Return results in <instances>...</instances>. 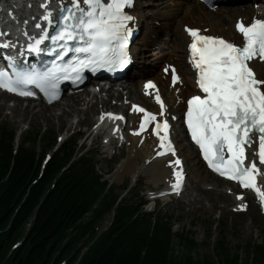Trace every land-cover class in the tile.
I'll return each instance as SVG.
<instances>
[{"label": "snow or ice", "instance_id": "obj_1", "mask_svg": "<svg viewBox=\"0 0 264 264\" xmlns=\"http://www.w3.org/2000/svg\"><path fill=\"white\" fill-rule=\"evenodd\" d=\"M82 3L87 7H81V0H72L71 7L62 9L64 14L54 35L42 29V34L28 44L29 51L40 53L45 50L41 44L51 40L55 47L50 51L58 48V58L74 51L76 55L72 60L67 64H54L43 72L35 65L14 67V75L6 79H2L5 73L0 72V87L22 95H35L22 91L27 85H35L48 96L55 92L60 80L81 79L86 68L93 71L98 68L122 69L130 63L127 50L129 24L134 17L125 9L133 5V0H82ZM42 19L49 25L54 22L50 12ZM36 26L40 27L39 24ZM236 29L242 34V44L201 34L200 29L186 28L193 38L189 45V61L196 70V84L200 90V94L187 100L186 125L208 166L221 176L238 181L242 187L254 190L264 203V189L258 184L261 169L256 163L258 157L260 165H264V79L258 78L250 66L255 59L264 62V19L254 17L251 23L245 24L241 18ZM68 42L78 43L72 49ZM179 79L173 68V83ZM149 88L156 89L151 80L145 84V89ZM155 99L160 104L159 115L163 117L166 106L158 90ZM133 109L143 113L139 131L135 134L139 135L155 122L152 131L158 137L161 149L157 155L166 152L175 155L169 121L158 120L156 113L141 106L133 105ZM106 115L123 119L112 113ZM257 141L258 148L250 157L247 149ZM175 164L180 165L181 161L176 159ZM174 175L173 188L177 190L183 173L178 169Z\"/></svg>", "mask_w": 264, "mask_h": 264}, {"label": "trees", "instance_id": "obj_2", "mask_svg": "<svg viewBox=\"0 0 264 264\" xmlns=\"http://www.w3.org/2000/svg\"><path fill=\"white\" fill-rule=\"evenodd\" d=\"M15 135L1 125L0 264H215L214 256L224 264H239L240 253L225 235L214 254H194L200 244L192 233L173 232L171 223L159 219L154 224L152 215L134 216L85 165L74 164L68 151H59L40 176L54 136L39 141L37 134L28 133L15 153ZM110 213L109 228L97 232L95 226ZM251 254L246 264H264L262 246L248 244Z\"/></svg>", "mask_w": 264, "mask_h": 264}, {"label": "bare ground", "instance_id": "obj_3", "mask_svg": "<svg viewBox=\"0 0 264 264\" xmlns=\"http://www.w3.org/2000/svg\"><path fill=\"white\" fill-rule=\"evenodd\" d=\"M148 4L146 1L139 0L136 3V6L134 8V13L139 16L140 21L142 18H149L158 16L160 19L163 21L162 25L159 30H154L153 28L150 27V24L152 23V19L150 24L148 21H146L147 25H143L141 27L142 33H141V38L139 39L138 43L143 42V49H147L149 46H154L156 47V44L154 45L153 40H149V38L152 39V37H158V34L160 33H166L169 34L167 37V44L170 41L171 46L173 50L169 52L168 56L165 57L166 51L162 50L163 47L160 49V56L158 62L154 63L153 67L156 69L159 67V63L164 60V62H167L168 64H174V63H180L184 60L185 56V43L187 41V36L183 32V26L184 23H182L181 28H179V24L181 22H187L188 21H193L199 23V28L202 29H207L208 27L211 28L213 32H216L217 30H220L224 34H229L233 32L231 28V20L234 15H248V14H253L254 9H252L251 6L248 7L245 11H242L241 9H236L235 11H227V12H218V15L216 17H212L210 14L206 12L200 5H197L194 0H182V1H175V0H166L164 2H158L154 4H161L164 7L162 11L156 12L154 9H151L150 12L147 10V14L140 13V7L143 5ZM28 9L33 13V15H39L40 14V9L36 4H31V6H27ZM197 9V10H196ZM173 11V14H170V12ZM22 12V11H21ZM19 14V13H18ZM179 17H178V16ZM177 16V17H176ZM32 16L28 17V20H31ZM141 23H145V21H142ZM35 28V26H33ZM170 30H171V37H170ZM141 45V44H140ZM136 47V45H134ZM159 48V45L158 47ZM143 56V53H142ZM142 56L140 59H142ZM148 57V55L143 56V58ZM144 59L139 60L137 67H136V72L134 73L135 77H138V80L135 82H129L128 84L126 83H120V88L115 89L114 87L116 84H111L108 87H104V90L107 92L109 96H116L119 98L123 97V94L125 91L127 92L126 95L131 97H135L136 99H140L142 101H145L144 105L147 104L148 99L142 98V86L144 83V71L142 69V66L144 65L143 63ZM162 67V65H161ZM150 71L153 72V68H149ZM183 74H186L187 78L189 79L187 70L184 68L182 70ZM185 76V77H186ZM156 79L162 78L159 77L158 75L154 76ZM186 89L188 88L182 87L181 91L183 95L186 94ZM97 98L96 101H94L92 104H90V98ZM110 98V97H108ZM10 99H15L16 102L18 103L17 106L11 110L12 114L11 116H16L19 118L21 121L31 118V119H36L37 121L44 122L47 125H51L53 120L57 118L60 122H63L64 124H68L70 118L74 116V114H80L84 113L83 109L80 108L83 104H87V110L95 109L97 107V102L102 101V104H104L105 99L99 97V95H91V93H81L80 95H72L67 97L65 103H59L56 107H48L46 109H41V110H36L35 106H32L31 100H22L19 98H14L11 97L7 94L0 93V107H4L6 105V102ZM88 99V100H87ZM27 101L28 104L24 105V102ZM82 104V105H81ZM106 105L111 104L110 102H105ZM131 102L128 103V106H130ZM56 105V104H55ZM60 110V113L58 111ZM93 117L90 115L88 118L89 123H93ZM133 118L128 122V126H131L133 124ZM145 140L144 142L140 143L139 136L136 135H128V141L130 143V149H129V155L127 160L121 165L120 169L118 170L119 174L121 177H124L128 173H134L137 171H150L152 170L156 176V179L161 180L164 176L169 175V170L166 169L164 166L165 164V159H160V160H154L155 156L152 157V149H151V142L156 140L149 132L144 134ZM179 148H182V152L187 158V163L191 166L192 169L197 170V172L203 174H209L208 176H211L213 179H217L215 176L210 174L206 168L204 167V164L199 161L198 159V153L192 146H184L182 147L179 146ZM142 160V164H139V161ZM154 161V162H153ZM148 164L149 166H146ZM175 167V166H174ZM152 180L154 179L153 177L151 178ZM157 182V181H156ZM158 184V182H157ZM200 194H205L206 197L210 198V195L214 194V192H206L203 188H196ZM200 201V200H199ZM198 201V202H199ZM195 202L197 200L195 199Z\"/></svg>", "mask_w": 264, "mask_h": 264}, {"label": "rangeland", "instance_id": "obj_4", "mask_svg": "<svg viewBox=\"0 0 264 264\" xmlns=\"http://www.w3.org/2000/svg\"><path fill=\"white\" fill-rule=\"evenodd\" d=\"M149 7V6H148ZM158 6H152L149 9H155ZM147 8V6H146ZM157 9V8H156ZM142 10H146L145 7L142 8ZM159 22V21H157ZM188 24V23H186ZM156 27V23H153ZM182 23L179 24V27L181 28ZM147 53H152L145 59L148 60L147 68L150 67L153 68L152 74L147 73L148 76L153 77V74H156L159 72L160 67L157 69H154L152 58L154 57V54H156V51L154 49H151L147 51ZM150 70V69H149ZM137 78H131L130 81H134ZM89 111L86 112V115L89 116ZM11 108L9 107V103L6 104L4 107H0V124L7 123L11 127H14L18 130L19 135L25 132V129L23 127L24 123H28L30 121V118L25 119L24 121H21L16 116H11ZM78 117L81 119L85 118L84 113H80L79 116L77 114H74L72 118H70L69 123L65 126L69 127L70 124L75 122ZM33 128H41L46 126V124L37 121L36 119H33V124H31ZM50 133L56 132L61 133V129L59 128V122L55 118L51 124V126H48ZM84 131V129H83ZM19 140V139H18ZM17 140V141H18ZM100 170L108 173L110 166L106 165L105 160L100 164ZM98 167V169H99ZM114 176L112 178L113 181H116V183L119 182V179ZM143 185L145 189L148 190H155V185L150 183L149 177H145L143 181ZM120 186V185H117ZM193 193L194 190H193ZM194 197V196H193ZM196 198H200L198 196H195ZM205 200H203L201 203H195V204H186L184 202L178 201L174 202L169 205H165L164 203L161 204V206L165 209H167V213L174 215L176 217V222L174 224V230L179 231L182 230L183 227L185 229H189L193 232V238L200 244V247L198 250L193 251L194 254L200 253L202 255H209L211 253L215 252V244L218 234L220 233L218 229H214L211 232L207 229V221L212 222V211L209 210V206L205 205ZM207 213L208 215H201V213ZM200 215V216H199ZM225 220L221 223H227L229 228H226L222 230L227 237V241L229 242V246L232 248L233 251L237 250V247H239L240 250L243 249L245 243L252 239V238H259L258 241H264V220L262 219H254V221H250L249 218H238L232 220L230 214L224 216ZM108 219L109 217H106V219L101 222V230L100 233L105 230V228L108 226ZM227 219V222H226ZM239 224L238 228H235V225ZM257 229L262 230L261 233H258ZM210 236V237H208ZM176 241V239H175ZM208 244V246H207ZM242 252L241 259L244 260L246 258V254L244 251Z\"/></svg>", "mask_w": 264, "mask_h": 264}]
</instances>
